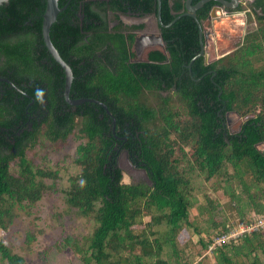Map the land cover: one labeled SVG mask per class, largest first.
Returning <instances> with one entry per match:
<instances>
[{
	"label": "trees",
	"instance_id": "1",
	"mask_svg": "<svg viewBox=\"0 0 264 264\" xmlns=\"http://www.w3.org/2000/svg\"><path fill=\"white\" fill-rule=\"evenodd\" d=\"M183 1L159 0L162 24L184 12ZM66 3L48 37L71 71L68 98L103 103L114 125L96 104L64 101L63 70L41 38L44 0L0 4V78L16 88L0 82V231L11 225L15 207L37 202L57 178V168L35 167L27 153L41 143L64 142L75 127L84 142L74 150L71 165L77 174L66 180L62 194L69 208L92 215L95 225L82 239L83 250L70 238L62 245L72 246L82 264H168L160 259L162 249L177 256L175 247L186 228L208 233L188 222L190 209L201 213L204 208L195 204L187 174L178 170L185 162L183 147L204 181L221 179L220 189L238 205L240 226L264 216V0L248 5L255 28L232 52L208 61L202 53L190 64L200 50L198 28L183 15L159 28L165 53L154 50L145 62L130 61L132 32L143 24L128 26L119 17L154 15L156 0H57L59 8ZM214 5L205 3L196 20L205 21ZM241 10L238 5L230 11ZM37 89L44 92L42 102ZM229 113L250 118L229 133L224 123ZM121 151L149 184L121 183ZM204 199L212 232L197 242L214 264H243L238 258L261 264L257 254L264 258V227L232 238L236 228L214 220L216 204ZM143 217L148 221L135 229ZM0 264L26 263L0 242Z\"/></svg>",
	"mask_w": 264,
	"mask_h": 264
},
{
	"label": "rangeland",
	"instance_id": "2",
	"mask_svg": "<svg viewBox=\"0 0 264 264\" xmlns=\"http://www.w3.org/2000/svg\"><path fill=\"white\" fill-rule=\"evenodd\" d=\"M238 1V5L243 9L240 12L235 11L236 14L227 17L211 18L209 22L203 21L204 27L202 26V28L207 34L203 47L204 60L208 61L210 57L212 59L219 58L232 52L236 45L241 43L244 35L254 30L255 22L248 12V5L252 0ZM247 14H250V19ZM119 19L125 25L142 22L144 30L155 31L151 15L139 19L121 15ZM149 99L147 96V103L153 105L154 102H149ZM181 117L184 118L183 113ZM225 119L227 127L231 132H235L244 118L229 113L226 114ZM82 142L84 140L78 137L77 127H75L64 142H57L47 147L41 143L40 146L34 147L27 153L33 166L57 168L58 175L52 184L49 180L45 182L52 185L51 189L42 193L37 202L22 203L20 207H15L13 210L15 217L11 225L5 231H0V242L6 244L12 253L21 256L26 264H82L79 260L80 254L76 253L72 246L62 245L63 239L70 238L83 250L84 240L82 239L91 234L95 225L92 215L83 217L69 208L62 194L67 188L66 180L77 174V169L71 165V162L76 146ZM173 150L175 157L179 158L181 152L177 151V146ZM182 150L185 162H180L178 170L187 174L191 195L196 199L195 204L204 208L201 213L190 209L188 222L200 230H207L208 233L196 235L192 229L186 228L185 233L180 234L175 247L177 256H167L171 251L170 248L164 247L160 259L167 261L168 264L174 262L178 264H214L209 252L200 248L197 242L198 238L205 239L212 232L204 196L216 204V209L213 211L214 220H225L228 222L227 224H231L236 230H239L237 234L242 227L236 214L238 205L220 189L221 179L217 180L218 183H215V179L204 181L201 174H198L193 167L194 165L190 164V150L187 147H183ZM118 168L121 171L122 184H149L144 172L131 166L122 153L118 157ZM9 171L12 173L15 171L13 164ZM227 174H230L228 168ZM230 184L234 192L238 193L235 182L232 180ZM242 199L245 200L243 196H240V200ZM239 205L243 207V202ZM147 221L148 217H143L141 223L134 228L141 229L143 223ZM28 234L32 237L29 241L26 239ZM257 256L260 263L264 264L263 256L261 254H257ZM238 260L243 264H248L242 258H238Z\"/></svg>",
	"mask_w": 264,
	"mask_h": 264
},
{
	"label": "water",
	"instance_id": "3",
	"mask_svg": "<svg viewBox=\"0 0 264 264\" xmlns=\"http://www.w3.org/2000/svg\"><path fill=\"white\" fill-rule=\"evenodd\" d=\"M7 0H0V4L5 3ZM45 6H44V11L41 16V38L43 45L49 54V56L53 59L54 62H56L61 69L63 70V76H64V83H63V91L62 95L64 98V101L69 104L70 106H78L81 105L82 103H93L102 108V110L105 112V114L111 118L112 121V128L114 125V120L112 119L109 111L107 110L106 106L103 103H100L98 101H95L93 99H86V98H81V99H75L71 100L68 98V92H69V87L72 79L71 71L66 65V63L59 57L57 51L55 48L52 46L49 37H48V31L51 26V24L55 21L56 16L58 13L63 11L67 5V3L62 6L58 7L57 5V0H44ZM207 2H214L216 5L212 7L210 10L209 16L207 17V21H210L211 18L216 17H227L231 16L233 14H236V12H232L230 10H234L237 6L239 1L238 0H198L194 5H191V0H184V12L181 14L183 16H188L191 19L194 20V22L197 25L198 28V41H199V47L200 50L197 55H195L189 62V64L195 60L196 58L200 57L203 53V47H204V39L206 38V33L203 31V22H198L195 18V12L201 8L205 3ZM159 7H160V2L159 0H156V12L154 15H151L154 21V26L156 29V33H142L139 34L138 36H134L133 42L131 45V50L135 52H141L145 53L148 50H157L159 52L164 51V46L165 42L162 40L161 36L159 35V28H167L169 27L176 19H178L179 16H176L174 19H172L168 24H162L160 21L159 17ZM189 69V65L187 66ZM0 81L7 82L4 79H0ZM250 116L244 117L243 121L249 119ZM240 126V125H239ZM238 126V127H239ZM124 156H126V153L123 152Z\"/></svg>",
	"mask_w": 264,
	"mask_h": 264
},
{
	"label": "flooded vegetation",
	"instance_id": "4",
	"mask_svg": "<svg viewBox=\"0 0 264 264\" xmlns=\"http://www.w3.org/2000/svg\"><path fill=\"white\" fill-rule=\"evenodd\" d=\"M149 16V15H148ZM209 16V15H208ZM207 16V17H208ZM124 17H127V16H124ZM128 17H134V16H132V15H129ZM147 16H143V17H140V18H146ZM134 18H137V19H139L138 17H134ZM207 19V18H206ZM207 21V20H206ZM207 22H209V21H207ZM137 24H143L142 22H137V23H133V24H127L128 26H130V25H137ZM203 27H204V25H203ZM133 34H134V36H138L139 34H142V33H156V29H155V31H146V30H144V24H143V28L142 29H140V30H138V31H134V32H132ZM160 35V34H159ZM133 36V37H134ZM205 40V39H204ZM205 42V41H204ZM132 45V44H131ZM155 50V49H154ZM154 50H148L147 52H145V53H142L141 54V52H135V51H132L131 50V52L133 53V59H131L130 61L131 62H136V63H140V62H145V61H147V55H148V53L149 52H151V51H154ZM157 51V50H156ZM161 53H165V46H164V51H162ZM205 63V62H204ZM0 79H4V80H6L7 82H4V83H7V84H9L12 88H14L15 90H16V88L7 80V79H5V78H0ZM63 79H64V77H63ZM0 82H3V81H0ZM29 105H31L30 103H29ZM35 115V114H34ZM225 127L227 128V130H228V132L229 133H232L231 132V130L227 127V120L225 119ZM27 125V128L28 129H30V126L28 125V124H26ZM238 130V129H237ZM123 152H125V151H121L120 152V154L121 153H123ZM126 159H127V156H126ZM127 161H128V159H127ZM129 162V161H128ZM130 163V162H129ZM131 166H133L132 164H131ZM133 167H135V166H133ZM136 168V167H135ZM136 169H138V168H136ZM139 170H141V169H139Z\"/></svg>",
	"mask_w": 264,
	"mask_h": 264
},
{
	"label": "built area",
	"instance_id": "5",
	"mask_svg": "<svg viewBox=\"0 0 264 264\" xmlns=\"http://www.w3.org/2000/svg\"><path fill=\"white\" fill-rule=\"evenodd\" d=\"M263 227H264V216H259L258 218L255 219V222H251L248 225L242 226L239 234L251 233V232L257 231L258 229H261ZM235 231H236V232H234L235 234L230 235V237L235 238L234 236L238 235L237 233L239 230H235ZM222 239H223V237H222Z\"/></svg>",
	"mask_w": 264,
	"mask_h": 264
},
{
	"label": "clouds",
	"instance_id": "6",
	"mask_svg": "<svg viewBox=\"0 0 264 264\" xmlns=\"http://www.w3.org/2000/svg\"><path fill=\"white\" fill-rule=\"evenodd\" d=\"M44 96V92L42 89H37L36 90V98L42 102V98Z\"/></svg>",
	"mask_w": 264,
	"mask_h": 264
}]
</instances>
